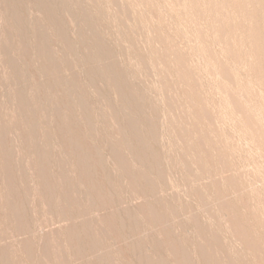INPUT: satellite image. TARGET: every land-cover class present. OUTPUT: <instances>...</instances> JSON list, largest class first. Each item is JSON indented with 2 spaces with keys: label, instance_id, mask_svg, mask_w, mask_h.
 I'll use <instances>...</instances> for the list:
<instances>
[{
  "label": "rangeland",
  "instance_id": "374dc122",
  "mask_svg": "<svg viewBox=\"0 0 264 264\" xmlns=\"http://www.w3.org/2000/svg\"><path fill=\"white\" fill-rule=\"evenodd\" d=\"M0 23V264H264V0H0Z\"/></svg>",
  "mask_w": 264,
  "mask_h": 264
},
{
  "label": "bare ground",
  "instance_id": "6f19581e",
  "mask_svg": "<svg viewBox=\"0 0 264 264\" xmlns=\"http://www.w3.org/2000/svg\"><path fill=\"white\" fill-rule=\"evenodd\" d=\"M8 1V0H7ZM38 2H39V0H38ZM59 2V1H58ZM65 3V2H64ZM8 4V3H7ZM10 4V3H9ZM21 4V3H20ZM19 4V5H20ZM61 4V3H60ZM67 4V3H66ZM96 4V3H95ZM107 4V3H106ZM113 4H114V2H113ZM86 5V4H85ZM104 5V4H103ZM14 6H15V4H14ZM68 6V5H67ZM113 6V5H112ZM33 7V6H32ZM31 7V8H32ZM44 7V6H43ZM49 7V6H48ZM97 7V6H96ZM95 7V8H96ZM18 8V7H17ZM28 8V7H27ZM30 8V9H31ZM68 8V7H67ZM72 8V7H71ZM70 8V9H71ZM93 8V7H92ZM5 9V8H4ZM35 9V8H34ZM45 9V8H44ZM62 9V8H61ZM107 9V8H106ZM114 9H116V8H114ZM2 10V9H1ZM15 10V9H14ZM21 10V9H20ZM102 10V9H101ZM121 10V9H120ZM47 11V10H46ZM64 11V10H63ZM109 11V10H108ZM42 12V11H41ZM79 12V11H78ZM112 12V11H111ZM43 13V12H42ZM47 13V12H46ZM49 13V12H48ZM52 13V12H51ZM24 14H26V13H24ZM34 14V13H33ZM50 14V13H49ZM73 14V13H72ZM84 14V13H83ZM107 14V13H106ZM105 14V15H106ZM7 15V14H6ZM15 15V14H14ZM52 15V14H51ZM55 15V14H54ZM58 15V14H57ZM69 15H70V13H69ZM85 15V14H84ZM41 16V15H40ZM56 16V15H55ZM107 16V15H106ZM18 17V16H17ZM34 17V16H33ZM51 17V16H50ZM73 17V16H72ZM9 18V17H8ZM19 18V17H18ZM78 18V17H77ZM111 18V17H110ZM109 18V19H110ZM120 18V17H119ZM55 19V18H54ZM53 19V20H54ZM107 19V18H106ZM4 20V19H3ZM47 21H48V19H46ZM92 20V19H91ZM95 21H97L96 19H94ZM116 20V19H115ZM14 21V20H13ZM51 21V20H50ZM101 21V20H100ZM3 22V21H2ZM16 22H18V21H16ZM20 22V21H19ZM49 22V21H48ZM110 22H111V20H110ZM56 23V22H55ZM74 23V22H73ZM89 23V22H88ZM94 23V22H93ZM92 23V24H93ZM96 23V22H95ZM1 24V23H0ZM17 24V23H16ZM72 24V23H71ZM75 24V23H74ZM102 24V23H101ZM101 24H99V28H100V25ZM18 25V24H17ZM32 25V24H31ZM44 25H46V24H44ZM76 25V24H75ZM89 25V24H88ZM125 25V24H124ZM25 26V25H24ZM74 26V25H73ZM12 27V26H11ZM27 27V26H26ZM77 27V26H76ZM75 27V28H76ZM94 27L95 26H93V29H94ZM116 27V26H115ZM14 28V27H13ZM73 28V27H72ZM75 28H74V30H75ZM91 29H92V27H90ZM89 28V29H90ZM133 28V27H132ZM22 29H23V27H22ZM21 29V30H22ZM60 29H62V28H60ZM127 29V28H126ZM131 29V28H130ZM40 30V29H39ZM50 30V29H49ZM64 30V29H63ZM100 30H102V29H100ZM12 31H13V29H12ZM25 31V30H24ZM26 31H27V29H26ZM60 31V30H59ZM62 31V30H61ZM23 32V31H22ZM35 32V31H34ZM49 32V31H48ZM52 32V31H51ZM88 32V31H87ZM138 32V31H137ZM136 32V33H137ZM1 33V32H0ZM4 33V32H3ZM25 33V32H24ZM61 33V32H60ZM101 33V32H100ZM106 33V32H105ZM128 33V32H127ZM131 33H132V31H131ZM134 33V32H133ZM16 34V33H15ZM18 34V33H17ZM30 34V33H29ZM63 34V33H62ZM106 34H108V33H106ZM19 35V34H18ZM26 35V34H25ZM24 35V36H25ZM134 35V34H133ZM34 36V35H33ZM37 36H39V35H37ZM65 36V35H64ZM132 36V35H131ZM6 37V36H5ZM18 37V36H17ZM29 37V36H28ZM35 37V36H34ZM52 37V36H51ZM98 37V36H97ZM102 37V36H101ZM135 37V36H134ZM8 38V37H7ZM77 38H78V36H77ZM91 38V37H90ZM95 38H96V36H95ZM99 38V37H98ZM27 39V38H26ZM128 39V38H127ZM29 40V39H28ZM89 40V39H88ZM129 40V39H128ZM55 41V40H54ZM97 42V41H96ZM99 42V41H98ZM11 43V42H10ZM26 43V42H25ZM41 43V42H40ZM53 43V42H52ZM125 43V42H124ZM80 44V43H79ZM104 44V43H103ZM37 45V44H36ZM83 45V44H82ZM106 45V44H105ZM131 45V44H130ZM5 46V45H4ZM25 46V45H24ZM23 46V47H24ZM99 46V45H98ZM102 46V45H101ZM36 47V46H35ZM129 47H131V46H129ZM46 48V47H45ZM96 48V47H95ZM104 48H105V46H104ZM121 48V47H120ZM47 49V48H46ZM87 49V48H86ZM106 49V48H105ZM6 50V49H5ZM25 50V49H24ZM27 50V49H26ZM34 50V49H33ZM38 50V49H37ZM45 50V49H44ZM79 50V49H78ZM28 51H30V50H28ZM46 51V50H45ZM88 51V50H87ZM132 51V50H131ZM138 51V50H137ZM8 52V51H7ZM40 52V51H39ZM78 52V51H77ZM107 51H105V53H106ZM13 53V52H12ZM24 53V52H23ZM58 53V52H57ZM48 54V53H47ZM110 54V53H109ZM14 55V54H13ZM35 55V54H34ZM66 55V54H65ZM82 56V55H81ZM99 56V55H98ZM113 56V55H112ZM38 57V56H37ZM36 57V58H37ZM67 57V56H66ZM107 57V56H106ZM114 57V56H113ZM112 57V58H113ZM34 58V57H33ZM104 58V57H103ZM16 59V58H15ZM46 59V58H45ZM81 59V58H80ZM93 59V58H92ZM116 59V58H115ZM28 60V59H27ZM41 60V59H40ZM109 60V59H108ZM127 60V59H126ZM138 60V59H137ZM57 61V60H56ZM125 61V60H124ZM128 61V60H127ZM141 61V60H140ZM78 62V61H77ZM93 62V61H92ZM115 62V61H114ZM139 62V61H138ZM157 62H158V60H157ZM38 63V62H37ZM89 63H90V61H89ZM98 63V62H97ZM129 63V62H128ZM54 64V63H53ZM57 64V63H56ZM62 64V63H61ZM72 64V63H71ZM99 64H101V63H99ZM120 64H122V63H120ZM144 64H146L145 62H144ZM148 64V63H147ZM156 64V63H155ZM18 65V64H17ZM22 65V64H21ZM55 65V64H54ZM70 65V64H69ZM109 65V64H108ZM130 65V64H129ZM153 65V64H152ZM39 66V65H38ZM59 66V65H58ZM71 66V65H70ZM94 66V65H93ZM118 66V65H117ZM122 66V65H121ZM145 66V65H144ZM16 67V66H15ZM40 67V66H39ZM112 67V66H111ZM133 67V66H132ZM146 67V66H145ZM59 68V67H58ZM117 68V67H116ZM148 68V67H147ZM41 69V68H40ZM44 69V68H43ZM56 69H57V67H56ZM63 69V68H62ZM80 69V68H79ZM96 69V68H95ZM125 69V68H124ZM135 69V68H134ZM12 70V69H11ZM54 70V69H53ZM73 70V69H72ZM85 70V69H84ZM92 70V69H91ZM120 70V69H119ZM128 70V69H127ZM136 70V69H135ZM152 70V69H151ZM58 71V70H57ZM78 71V70H77ZM103 71V70H102ZM131 71V70H130ZM38 72V71H37ZM62 72V71H61ZM79 72H81V71H79ZM97 72V71H96ZM115 72V71H114ZM132 72V71H131ZM147 72V71H146ZM150 72V71H149ZM28 73V72H27ZM73 73V72H72ZM121 73V72H120ZM47 74V73H46ZM76 74V73H75ZM108 74H110V73H108ZM130 74V73H129ZM155 74V73H154ZM158 74V73H157ZM134 75V74H133ZM44 76V75H43ZM48 76V75H47ZM74 76V75H73ZM104 76V75H103ZM112 76V75H111ZM127 76V75H126ZM136 76V75H135ZM54 77V76H53ZM70 77V76H69ZM28 78V77H27ZM35 78V77H34ZM40 78V77H39ZM80 78V77H79ZM110 78V77H109ZM166 78V77H165ZM4 79V78H3ZM7 79V78H6ZM46 79V78H45ZM52 79V78H51ZM54 79V78H53ZM104 79V78H103ZM140 79V78H139ZM106 80H108V79H106ZM113 80V79H112ZM134 80V79H133ZM138 80V79H137ZM90 81V80H89ZM115 80H113V82H114ZM143 81V80H142ZM141 81V82H142ZM162 81V80H161ZM70 82V81H69ZM109 82V81H108ZM112 82V81H111ZM125 82V81H124ZM144 82V81H143ZM156 82V81H155ZM36 83V82H35ZM100 83V82H99ZM129 83V82H128ZM159 83V82H158ZM161 83V82H160ZM66 84V83H65ZM69 84V83H68ZM91 84V83H90ZM125 84V83H124ZM60 85V84H59ZM86 85H88V84H86ZM159 85V84H158ZM4 86V85H3ZM74 86V85H73ZM114 87H116V86H118V85H116L115 83H114V85H113ZM127 87V86H126ZM28 88V87H27ZM56 88V87H55ZM66 88V87H65ZM164 88V87H163ZM7 89V88H6ZM67 89H68V87H67ZM83 89V88H82ZM117 89V88H116ZM162 89V88H161ZM19 90V89H18ZM65 90V89H64ZM165 90V89H164ZM163 89H162V91H164ZM168 90V89H167ZM129 91V90H128ZM160 91V90H159ZM16 92V91H15ZM23 92V91H22ZM48 92V91H47ZM50 92V91H49ZM65 92V91H64ZM120 92H121V90H120ZM138 92V91H137ZM144 92V91H143ZM166 92V91H165ZM44 93H46V92H44ZM72 93V92H71ZM95 93V92H94ZM140 93V92H139ZM19 94V93H18ZM66 94V93H65ZM102 94V93H101ZM104 94V93H103ZM119 94V93H118ZM143 94V93H142ZM169 94V93H168ZM16 95V94H15ZM80 95V94H79ZM93 95V94H92ZM98 95V94H97ZM45 96V95H44ZM129 96V95H128ZM21 97V96H20ZM74 97V96H73ZM105 97V96H104ZM146 97V96H145ZM17 98V97H16ZM11 99V98H10ZM59 99V98H58ZM170 99V98H169ZM16 100V99H15ZM22 100H24V99H22ZM80 100V99H79ZM140 100V99H139ZM12 101V100H11ZM18 101H19V99H18ZM56 101V100H55ZM106 101V100H105ZM131 101V100H130ZM121 102V101H120ZM125 102V101H124ZM174 102V101H173ZM57 103V102H56ZM55 104V103H54ZM107 104V103H106ZM117 104H118V102H117ZM120 104V103H119ZM129 104V103H128ZM183 104V103H182ZM71 105V104H70ZM99 105H100V103H99ZM135 105V104H134ZM137 105V104H136ZM162 105V104H161ZM164 105H165V103H164ZM33 106V105H32ZM69 106V105H68ZM111 106V105H110ZM114 106V105H113ZM168 106V105H167ZM170 106V105H169ZM181 106V105H180ZM46 107V106H45ZM58 107V106H57ZM103 107V106H102ZM128 107V106H127ZM131 107V106H130ZM178 107V106H177ZM29 108V107H28ZM43 108V107H42ZM71 108V107H70ZM97 108V107H96ZM176 108V107H175ZM179 108V107H178ZM114 109V108H113ZM124 109V108H123ZM156 109V108H155ZM180 109V108H179ZM22 110V109H21ZM41 110V109H40ZM48 110V109H47ZM73 110V109H72ZM110 110V109H109ZM135 110V109H134ZM177 110V109H176ZM30 111V110H29ZM42 111V110H41ZM181 111V110H180ZM179 111V112H180ZM183 111V110H182ZM59 112H61V111H59ZM142 112V111H141ZM75 113V112H74ZM97 113V112H96ZM106 113V112H105ZM133 113V112H132ZM177 113V112H176ZM54 114V113H53ZM69 114H71V113H69ZM103 114V113H102ZM118 114V113H117ZM175 114V113H174ZM45 116V115H44ZM83 116V115H82ZM106 116V115H105ZM177 116V115H176ZM182 116V115H181ZM7 117V116H6ZM87 117V116H86ZM150 117V116H149ZM174 117V116H173ZM17 118V117H16ZM93 118V117H92ZM57 119V118H56ZM59 119V118H58ZM95 119V118H94ZM33 120V119H32ZM31 120V121H32ZM70 120V119H69ZM114 120H115V118H114ZM139 120V119H138ZM174 120V119H173ZM93 121V120H92ZM104 121V120H103ZM171 121V120H170ZM178 121V120H177ZM60 122V121H59ZM63 122V121H62ZM79 122V121H78ZM95 122H96V120H95ZM142 122V121H141ZM181 122V121H180ZM184 122V121H183ZM31 123V122H30ZM71 123V122H70ZM127 123V122H126ZM169 123V122H168ZM178 123V122H177ZM118 124V123H117ZM138 124V123H137ZM172 124H173V122H172ZM175 124V123H174ZM35 125V124H34ZM67 125V124H66ZM91 125V124H90ZM128 125V124H127ZM132 125V124H131ZM134 125V124H133ZM17 126V125H16ZM61 126V125H60ZM104 126V125H103ZM139 126V125H138ZM0 127H1V125H0ZM68 127V126H67ZM69 127H70V125H69ZM95 127V126H94ZM100 127V126H99ZM170 127V126H169ZM198 127V126H197ZM2 128V127H1ZM15 128V127H14ZM48 129H49V127H47ZM58 128V127H57ZM72 128V127H71ZM83 128H84V126H83ZM108 128V127H107ZM115 128V127H114ZM182 128V127H181ZM36 129V128H35ZM59 129V128H58ZM61 129V128H60ZM96 129V128H95ZM129 129V128H128ZM154 129V128H153ZM27 130V129H26ZM50 130V129H49ZM48 130V131H49ZM65 130V129H64ZM71 130V129H70ZM97 130V129H96ZM111 130V129H110ZM133 130V129H132ZM172 131H173V129H171ZM66 131H68L69 132V130H67L66 129ZM120 131V130H119ZM131 131V130H130ZM99 132V131H98ZM112 132H114V131H112ZM179 132V131H178ZM17 133V132H16ZM23 133V132H22ZM49 133V132H48ZM77 133V132H76ZM93 133V132H92ZM95 133V132H94ZM118 133V132H117ZM124 133V132H123ZM133 133V132H132ZM150 133V132H149ZM176 133V132H175ZM66 134V133H65ZM70 134V133H69ZM73 134V133H72ZM116 134V133H115ZM181 134V133H180ZM1 135V134H0ZM29 135V134H28ZM187 135V134H186ZM201 135V134H200ZM4 136V135H3ZM7 136V135H6ZM51 136V135H50ZM54 136V135H53ZM79 136V135H78ZM77 136V137H78ZM155 136V135H154ZM34 137V136H33ZM76 137V138H77ZM80 137V136H79ZM101 137V136H100ZM135 137H137V136H135ZM180 137V136H179ZM8 138V137H7ZM14 138V137H13ZM22 138V137H21ZM37 138V137H36ZM54 138V137H53ZM75 138V137H74ZM76 138L74 139V142H75V140H76ZM81 138V137H80ZM117 138V137H116ZM156 138V137H155ZM177 138H178V136H177ZM201 138V137H200ZM2 139V138H1ZM24 139V138H23ZM72 139V138H71ZM182 139H184V138H182ZM199 139V138H198ZM197 139V140H198ZM54 140V139H53ZM80 140V139H79ZM126 140V139H125ZM158 140V139H157ZM174 140V139H173ZM5 141V140H4ZM19 141H20V139H19ZM80 141H82V140H80ZM87 141V140H86ZM108 141V140H107ZM130 141V140H129ZM155 141V140H154ZM187 141V140H186ZM26 142V141H25ZM76 142H77V140H76ZM84 142V141H83ZM141 142V141H140ZM202 142V141H201ZM27 143V142H26ZM63 143H65V142H63ZM124 143V142H123ZM128 143V142H127ZM174 143V142H173ZM186 143V142H185ZM1 144V143H0ZM28 144V143H27ZM37 144V143H36ZM58 144V143H57ZM75 144V143H74ZM77 144V143H76ZM90 144H91V142H90ZM137 144V143H136ZM187 144V143H186ZM199 144H201L200 142H199ZM39 145H41V143L39 144ZM112 145H113V143H112ZM178 145V144H177ZM179 145H180V143H179ZM3 146V145H2ZM7 146H8V144H7ZM18 146V145H17ZM36 146V145H35ZM42 146V145H41ZM40 146V147H41ZM56 146V145H55ZM62 146V145H61ZM71 146V145H70ZM115 146V145H114ZM186 146V145H185ZM38 147V146H37ZM60 147V146H59ZM68 147V146H67ZM83 147V146H82ZM130 147H131V145H130ZM137 147V146H136ZM192 147H194V146H192ZM46 148V147H45ZM58 148V147H57ZM100 148H103V147H100ZM125 148V147H124ZM186 148V147H185ZM196 148V147H195ZM8 149V148H7ZM12 149V148H11ZM63 149V148H62ZM82 149V148H81ZM181 149V148H180ZM183 149V148H182ZM40 150V149H39ZM56 150V149H55ZM72 150H73V148H72ZM77 150V149H76ZM79 150V149H78ZM89 150H91V149H89ZM170 150H171V148H170ZM187 150V149H186ZM193 150V149H192ZM11 151V150H10ZM85 151V150H84ZM184 151V150H183ZM5 152V151H4ZM7 152V151H6ZM5 152V153H6ZM13 152V151H12ZM51 152H52V150H51ZM58 152V151H57ZM110 152V151H109ZM186 152V151H185ZM203 152V151H202ZM26 153V152H25ZM74 153H75V151H74ZM86 153H87V151H86ZM162 153H164V152H162ZM187 153V152H186ZM189 153V152H188ZM12 154V153H11ZM27 154V153H26ZM60 154V153H59ZM75 154H77V153H75ZM110 154V153H109ZM195 154V153H194ZM33 155V154H32ZM38 155V154H37ZM64 155V154H63ZM62 155V156H63ZM79 155H81L82 156V154L80 153ZM78 154H77V156H79ZM118 155V154H117ZM163 155V154H162ZM203 155H204V153H203ZM2 156V155H1ZM5 155H3V157H4ZM11 156V155H10ZM29 156V155H28ZM61 156V157H62ZM65 156V155H64ZM73 156H74V154H73ZM85 156H88V154L86 155L85 154ZM112 156H114V155H112ZM125 156V155H124ZM165 156V155H164ZM163 156V157H164ZM8 157V156H7ZM37 157V156H36ZM66 157V156H65ZM80 157V156H79ZM116 157V156H115ZM114 157V158H115ZM144 157V156H143ZM189 157V156H188ZM208 157V156H207ZM10 158V157H9ZM19 158V157H18ZM72 158V157H71ZM89 158V157H88ZM193 158V157H192ZM11 159V158H10ZM41 159V158H40ZM39 159V160H40ZM53 159V158H52ZM70 159V158H69ZM121 159V158H120ZM128 159H130V158H128ZM143 159V158H142ZM199 159V158H198ZM71 160V159H70ZM87 159L85 158V161H86ZM166 160H167V158H166ZM188 160V159H187ZM19 161V160H18ZM26 161V160H25ZM41 161H42V159H41ZM40 161V162H41ZM54 161V160H53ZM65 161V160H64ZM75 161V160H74ZM83 161V160H82ZM93 161V160H92ZM164 161V160H163ZM2 162V161H1ZM5 162V161H4ZM67 162V161H66ZM88 162V161H87ZM91 162V161H90ZM187 162V161H186ZM193 162V161H192ZM196 162V161H195ZM198 162V161H197ZM205 162V161H204ZM210 162H211V160H210ZM21 163V162H20ZM25 163H28V162H25ZM61 163V162H60ZM85 163V162H84ZM123 163V162H122ZM162 163V162H161ZM173 163V162H172ZM206 163V162H205ZM209 163V162H208ZM4 164V163H3ZM5 164H6V162H5ZM42 164H44L43 162H42ZM74 164V163H73ZM92 164V163H91ZM119 164V163H118ZM176 164V163H175ZM196 164V163H195ZM8 165V164H7ZM33 165V164H32ZM38 165V164H37ZM51 165V164H50ZM116 165V164H115ZM19 166H20V164H19ZM40 166H43V168H44V165H40ZM105 166V165H104ZM119 166V165H118ZM204 166H206V165H204ZM23 167V166H22ZM93 167V166H92ZM123 167H124V165H123ZM134 167V166H133ZM168 167V166H167ZM166 167V168H167ZM8 168V167H7ZM17 168V167H16ZM34 168V167H33ZM42 168V167H41ZM46 168H48V167H46ZM64 168V167H63ZM122 168V167H121ZM205 168V167H204ZM9 169V168H8ZM39 169V168H38ZM75 170H76V168H74ZM161 169V168H160ZM183 169H185V168H183ZM187 169V168H186ZM10 170V169H9ZM34 170V169H33ZM40 170V169H39ZM92 170V169H91ZM94 170V169H93ZM203 170V169H202ZM18 171V170H17ZM16 171V172H17ZM32 171V170H31ZM44 171V170H43ZM97 171V170H96ZM95 171V172H96ZM99 171V170H98ZM127 171V170H126ZM132 171V170H131ZM51 172V171H50ZM76 172V171H75ZM83 172V171H82ZM86 172V171H85ZM92 172V171H91ZM104 172V171H103ZM102 172V173H103ZM144 172H145V170H144ZM148 172H150L149 170H148ZM209 172V171H208ZM18 173V172H17ZM40 173V172H39ZM66 173V172H65ZM157 173V172H156ZM175 173V172H174ZM200 173V172H199ZM41 174V173H40ZM61 174V173H60ZM78 174V173H77ZM93 174V173H92ZM130 174V173H129ZM128 174V175H129ZM143 174V173H142ZM59 175V174H58ZM192 175V174H191ZM55 176V175H54ZM106 176V175H105ZM147 176V175H146ZM4 177V176H3ZM48 177H50V176H48ZM72 177V176H71ZM85 177H87V176H85ZM94 177H96V176H94ZM99 177V176H98ZM133 177V176H132ZM145 177V176H144ZM64 178V177H63ZM83 178V177H82ZM130 178V177H129ZM151 178V177H150ZM153 178V177H152ZM2 179V178H1ZM8 179V178H7ZM46 179H48V178H46ZM70 179V178H69ZM75 179V178H74ZM12 180H14V179H12ZM86 180H88V179H86ZM96 180V179H95ZM7 181V180H6ZM60 181V180H59ZM75 181V180H74ZM56 182V181H55ZM82 182V181H81ZM119 182V181H118ZM168 182V181H167ZM2 183H4L5 184V182H2ZM8 183H9V181H8ZM49 183H50V181H49ZM73 183V182H72ZM110 183V182H109ZM128 183V182H127ZM141 183V182H140ZM148 183V182H147ZM146 183V184H147ZM10 184V183H9ZM28 184V183H27ZM62 184V183H61ZM67 184V183H66ZM71 184V183H70ZM108 184V183H107ZM151 184V183H150ZM7 185V183L5 184V186ZM13 184H10V186H12ZM65 185V184H64ZM85 185V184H84ZM83 185V186H84ZM97 185V184H96ZM110 185V184H109ZM112 185V184H111ZM114 185V184H113ZM158 185V184H157ZM29 186V185H28ZM35 186V185H34ZM48 186V185H47ZM61 186V185H60ZM73 185H71V188H75V187H72ZM77 186V185H76ZM81 186V185H80ZM98 186V185H97ZM121 186V185H120ZM133 186V185H132ZM145 186V185H144ZM147 186V185H146ZM150 186V185H149ZM6 187H9V186H6ZM18 187V186H17ZM27 187V186H26ZM54 187V186H53ZM66 187V186H65ZM128 187V186H127ZM56 188V187H55ZM95 188V187H94ZM96 188H98V187H96ZM112 188V187H111ZM132 188V187H131ZM142 188H143V186H142ZM152 188V187H151ZM3 189V188H2ZM29 189V188H28ZM61 189H63V188H61ZM79 189V188H78ZM134 189V188H133ZM140 189V188H139ZM9 190H10V188H9ZM18 190V189H17ZM73 190V189H72ZM84 190V189H83ZM97 190V189H96ZM124 190V189H123ZM141 190V189H140ZM158 190V189H157ZM201 190H203V189H201ZM205 190V189H204ZM203 190V191H204ZM37 191V190H36ZM85 191V190H84ZM83 191V192H84ZM92 192H93V190H91ZM98 192H99V190H97ZM96 191V192H97ZM131 191V190H130ZM9 192V191H8ZM11 192V191H10ZM43 192V191H42ZM54 192V191H53ZM74 192V191H73ZM87 192V191H86ZM88 192H90L89 190H88ZM132 192V191H131ZM201 192V191H200ZM5 193V192H4ZM12 193V192H11ZM23 193V192H22ZM55 193V192H54ZM58 193V192H57ZM91 193V192H90ZM107 193V192H106ZM159 193V192H158ZM16 194V193H15ZM33 194V193H32ZM64 194H65V192H64ZM86 194V193H85ZM89 194V193H88ZM87 194V195H88ZM129 194V193H128ZM132 194V193H131ZM141 194V193H140ZM1 195V194H0ZM4 195V194H3ZM14 195V194H13ZM24 195V194H23ZM99 195V194H98ZM115 195V194H114ZM142 195V194H141ZM26 196H28V195H26ZM36 196V195H35ZM58 196V195H57ZM82 196V195H81ZM92 196V195H91ZM100 196H102V195H100ZM109 196V195H108ZM113 196V195H112ZM120 196V195H119ZM138 196V195H137ZM171 196V195H170ZM3 197V196H2ZM10 197H11V195H10ZM22 197V196H21ZM24 197V196H23ZM49 197V196H48ZM55 197V196H54ZM53 197V198H54ZM85 197H86V195H85ZM123 197V196H122ZM162 197V196H161ZM174 196H172V198H173ZM5 198V197H4ZM17 198H18V196H17ZM16 198V199H17ZM20 198V197H19ZM25 198V197H24ZM42 198H43V196H42ZM90 198V197H89ZM103 198V197H102ZM111 198V197H110ZM131 198V197H130ZM129 198V199H130ZM167 198V197H166ZM48 199V198H47ZM57 199V198H56ZM85 199V198H84ZM136 199V198H135ZM11 200H12V198H11ZM19 200V199H18ZM23 200V199H22ZM27 200V199H26ZM40 200V199H39ZM50 200H51V198H50ZM87 200H89L88 198H87ZM97 199L95 198V201H96ZM134 200V199H133ZM152 200V199H151ZM164 200V199H163ZM76 201V200H75ZM84 201V200H83ZM27 202V201H26ZM25 202V203H26ZM57 202V201H56ZM68 202H69V200H68ZM72 202V201H71ZM94 202V201H93ZM111 202V201H110ZM122 202V201H121ZM136 202V201H135ZM140 202V201H139ZM151 202V201H150ZM154 202V201H153ZM164 202V201H163ZM3 203V202H2ZM31 203V202H30ZM29 203V204H30ZM51 203V202H50ZM63 203H65V202H63ZM73 203V202H72ZM27 204V203H26ZM53 204V203H52ZM71 204V203H70ZM74 204V203H73ZM77 204V203H76ZM101 204V203H100ZM115 204V203H114ZM135 204H137V203H135ZM143 204V203H142ZM175 204V203H174ZM0 205H1V203H0ZM50 205V204H49ZM72 205V204H71ZM167 205V204H166ZM165 205V206H166ZM173 205V204H172ZM196 205V204H195ZM27 206H28V204H27ZM89 206V205H88ZM96 206V205H95ZM94 206V207H95ZM10 207V206H9ZM79 207V206H78ZM90 207V206H89ZM134 207V206H133ZM144 207V206H143ZM162 207V206H161ZM173 207V206H172ZM5 208V207H4ZM13 208V207H12ZM65 208V207H64ZM80 208V207H79ZM145 208V207H144ZM148 208H150V206L148 207ZM156 208V207H155ZM174 208V207H173ZM8 209V208H7ZM31 209V208H30ZM87 209H89L88 207H87ZM150 209H152V207L150 208ZM165 209V208H164ZM11 210V209H10ZM96 210V209H95ZM25 211V210H24ZM53 211H55V210H53ZM74 211V210H73ZM146 211V210H145ZM7 212V211H6ZM29 212V211H28ZM31 212V211H30ZM29 212V213H30ZM63 212V211H62ZM65 212V211H64ZM99 212V211H98ZM172 212H173V210H172ZM239 212V211H238ZM13 213H14V211H13ZM18 213V212H17ZM24 213V212H23ZM44 213V212H43ZM79 213V212H78ZM92 213V212H91ZM111 213V212H110ZM175 213V212H174ZM24 214H26V213H24ZM67 214V213H66ZM145 214V213H144ZM158 214H160V213H158ZM13 215V214H12ZM68 215V214H67ZM117 215H119L118 213H117ZM126 215V214H125ZM150 215V214H149ZM172 215V214H171ZM6 217L8 216V215H5ZM4 216V217H5ZM10 216V215H9ZM8 216V217H9ZM16 216V215H15ZM25 216H28V215H25ZM59 216V215H58ZM105 216V215H104ZM113 216V215H112ZM111 216V217H112ZM153 216V215H152ZM157 216V215H156ZM63 217H64V215H63ZM103 217V216H102ZM120 217V216H119ZM118 217V218H119ZM127 217V216H126ZM125 217V218H126ZM136 217V216H135ZM11 218V217H10ZM9 218V219H10ZM22 218V217H21ZM20 218V219H21ZM79 218H80V216H79ZM175 218H176V216H175ZM178 218V217H177ZM230 218V217H229ZM98 219V218H97ZM101 219V218H100ZM103 219V218H102ZM107 219H109V218H107ZM106 219V220H107ZM148 219H149V217H148ZM173 219V218H172ZM23 219H21V221H22ZM32 220V219H31ZM115 220V219H114ZM119 220V219H118ZM123 220V219H122ZM1 221V220H0ZM9 221V220H8ZM7 221V222H8ZM18 221H19V219H18ZM28 221V220H27ZM87 221V220H86ZM110 221V220H109ZM140 221V220H139ZM151 221V220H150ZM174 221V220H173ZM5 222V221H4ZM20 222V221H19ZM24 222V221H23ZM59 222V221H58ZM104 222V221H103ZM175 222V221H174ZM22 223V222H21ZM25 223H26V221H25ZM113 223V222H112ZM115 223V222H114ZM155 223V222H154ZM239 223V222H238ZM24 224V223H23ZM94 224V223H93ZM109 224V223H108ZM111 224V223H110ZM137 224V223H136ZM22 225V224H21ZM26 225V224H25ZM38 225V224H37ZM121 225V224H120ZM135 225V224H134ZM157 225V224H156ZM11 226V225H10ZM19 226V225H18ZM31 226V225H30ZM40 226V225H39ZM46 226V225H45ZM89 226V225H88ZM95 226V225H94ZM108 226V225H107ZM122 226V225H121ZM151 226V225H150ZM163 226V225H162ZM165 226H167V224L165 225ZM164 226V227H165ZM1 227V226H0ZM25 227V226H24ZM117 227V226H116ZM130 227V226H129ZM16 227H14V229H15ZM33 228V227H32ZM45 228V227H44ZM168 228V227H167ZM18 229H20V228H18ZM29 229V228H28ZM34 229H35V227H34ZM93 229V228H92ZM122 229V228H121ZM138 229V228H137ZM141 229V228H140ZM153 229V228H152ZM157 229V228H156ZM162 229V228H161ZM15 230H17V228L15 229ZM117 230V229H116ZM158 230V229H157ZM12 231V230H11ZM18 231V230H17ZM55 231V230H54ZM108 231V230H107ZM129 231H131V230H129ZM169 231V230H168ZM174 231H176L175 229H174ZM19 232V231H18ZM101 232V231H100ZM106 232V231H105ZM117 232V231H116ZM11 233V232H10ZM22 233V232H21ZM24 233V232H23ZM52 233H54V232H52ZM86 233V232H85ZM137 233V232H136ZM143 233H145V232H143ZM175 233V232H174ZM49 234V233H48ZM60 234V233H59ZM80 234V233H79ZM92 234V233H91ZM107 234V233H106ZM122 234H124V233H122ZM129 234V233H128ZM131 234V233H130ZM138 234V233H137ZM9 235V234H8ZM54 235V234H53ZM108 235V234H107ZM126 235V234H125ZM69 236V235H68ZM75 236V235H74ZM84 236V235H83ZM99 236V235H98ZM104 236V235H103ZM121 236V235H120ZM170 236V235H169ZM173 236V235H172ZM51 237V236H50ZM79 237V236H78ZM95 237V236H94ZM135 237V236H134ZM163 237V236H162ZM168 237V236H167ZM176 236H174V238H175ZM31 238V237H30ZM75 238H77V237H75ZM81 238V237H80ZM91 238V237H90ZM97 238V237H96ZM104 239V238H103ZM116 239V238H115ZM124 239V238H123ZM5 240V239H4ZM52 240H53V237H52ZM56 240H58V239H56ZM97 240V239H96ZM125 240V239H124ZM130 240H131V238H130ZM142 240V239H141ZM84 241V240H83ZM105 241V240H104ZM116 241V240H115ZM27 242V241H26ZM41 242H43V241H41ZM56 242V241H55ZM59 242V241H58ZM113 242V241H112ZM167 242V241H166ZM180 242V241H179ZM178 242V243H179ZM181 242H183V241H181ZM19 243V242H18ZM31 243H32V239H31ZM71 243V242H70ZM106 243V242H105ZM107 243H108V241H107ZM116 243V242H115ZM132 243V242H131ZM140 243V242H139ZM168 243H170V242H168ZM26 244V243H25ZM53 244H54V242H53ZM74 244V243H73ZM102 244H103V242H102ZM125 244H127V243H125ZM160 244H161V242H160ZM171 244V243H170ZM9 245V244H8ZM13 245V244H12ZM108 245V244H107ZM110 245V244H109ZM108 245V246H109ZM130 245V244H129ZM134 245V244H133ZM139 245V244H138ZM174 245H176V244H174ZM4 246V245H3ZM39 246V245H38ZM53 246V245H52ZM87 246V245H86ZM107 246V247H108ZM112 246V245H111ZM128 246V245H127ZM135 246V245H134ZM137 246V245H136ZM181 246V245H180ZM62 247V246H61ZM79 247V246H78ZM99 247V246H98ZM157 247V246H156ZM178 247V246H177ZM201 247V246H200ZM202 247H203V245H202ZM5 248H6V246H5ZM4 248V249H5ZM112 248H114V247H112ZM127 248V247H126ZM140 248V247H139ZM159 248V247H158ZM161 248V247H160ZM169 248H172V247H169ZM205 248V247H204ZM17 249V248H16ZM32 249H33V247H32ZM56 249V248H55ZM122 249V248H121ZM138 249V248H137ZM156 249V248H155ZM166 249V248H165ZM2 249H0V251H1ZM5 250H7V249H5ZM29 250V249H28ZM31 250V249H30ZM39 250V249H38ZM52 250V249H51ZM54 250V249H53ZM102 250H104V249H102ZM123 250V249H122ZM133 250V249H132ZM142 250V249H141ZM162 250V249H161ZM160 250V251H161ZM170 250V249H169ZM207 250V249H206ZM210 250V249H209ZM258 250V249H257ZM2 251H4V250H2ZM20 251V250H19ZM33 251V250H32ZM45 251V250H44ZM71 251V250H70ZM76 251V250H75ZM90 251V250H89ZM138 251H139V249H138ZM163 251V250H162ZM26 252V251H25ZM46 252H48V251H46ZM55 252V251H54ZM82 252V251H81ZM95 252V251H94ZM167 252V251H166ZM170 252V251H169ZM200 252H201V250H200ZM7 253V252H6ZM60 253V252H59ZM64 253V252H63ZM184 253V252H183ZM186 253V252H185ZM202 253H204V252H202ZM2 254V253H1ZM17 254V253H16ZM26 253H24V255H25ZM37 254V253H36ZM61 254V253H60ZM114 254V253H113ZM131 254V253H130ZM133 254V253H132ZM201 254V253H200ZM4 255V254H3ZM13 255V254H12ZM116 255V254H115ZM145 255V254H144ZM153 255H154V253H153ZM176 255H177V253H176ZM185 255V254H184ZM187 255V254H186ZM211 255V254H210ZM213 255V254H212ZM9 256V255H8ZM33 256V255H32ZM44 256V255H43ZM65 256V255H64ZM107 256V255H106ZM123 256H125V255H123ZM146 256V255H145ZM162 256V255H161ZM166 256V255H165ZM171 256V255H170ZM201 256V255H200ZM207 256V255H206ZM24 257V256H23ZM27 257V256H26ZM47 257V256H46ZM58 257V256H57ZM112 257V256H111ZM110 257V258H111ZM127 257V256H126ZM142 257V256H141ZM157 257V256H156ZM177 257V256H176ZM181 257H183V256H181ZM211 257V256H210ZM0 258H2V257H0ZM4 258V257H3ZM12 258V257H11ZM34 258V257H33ZM36 258V257H35ZM41 258H42V254H41ZM63 258V257H62ZM85 258V257H84ZM104 258V257H103ZM137 258V257H136ZM135 258V259H136ZM172 258V257H171ZM178 258V257H177ZM212 258V257H211ZM51 260H52V258H50ZM179 259H180V257H179ZM185 259V258H184ZM4 260V259H3ZM12 260V259H11ZM21 260V259H20ZM25 260V259H24ZM40 260V259H39ZM83 260H85V259H83ZM92 260V259H91ZM112 260V259H111ZM116 260V259H115ZM114 260V261H115ZM119 260V259H118ZM124 260V259H123ZM144 260V259H143ZM172 260V259H171ZM181 260V259H180ZM180 260H178V262L180 261ZM202 260V259H201ZM218 260V259H217ZM26 261H27V259H26ZM108 261V260H107ZM120 261V260H119ZM118 261V262H119ZM127 261V260H126ZM138 261V260H137ZM173 261V260H172ZM175 261H176V258H175ZM9 262V261H8ZM29 262V261H28ZM47 262V261H46ZM81 262V261H80ZM115 262H117V261H115ZM117 262V263H118ZM121 262V261H120ZM128 262V261H127ZM143 262V261H142ZM151 262V261H150ZM165 262H166V260H165ZM168 262H170V261H168ZM186 262V261H185ZM21 263V262H20ZM19 263V264H20ZM51 263V262H50ZM66 263H67V261H66ZM140 263V262H139ZM148 264H150L149 262H147ZM167 263V262H166ZM205 263H207L206 261H205ZM215 263V262H214ZM4 264H7V263H4ZM9 264H10V262H9ZM57 264V263H56ZM60 264V263H59ZM65 264V263H64ZM92 264V263H91ZM137 264V263H136ZM161 264V263H160ZM165 264V263H164Z\"/></svg>",
  "mask_w": 264,
  "mask_h": 264
}]
</instances>
